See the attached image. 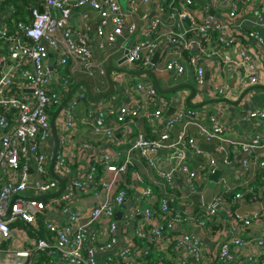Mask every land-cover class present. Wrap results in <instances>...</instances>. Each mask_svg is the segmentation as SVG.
<instances>
[{"label":"built area","instance_id":"2783aa9c","mask_svg":"<svg viewBox=\"0 0 264 264\" xmlns=\"http://www.w3.org/2000/svg\"><path fill=\"white\" fill-rule=\"evenodd\" d=\"M244 1L253 4L250 16L241 18L232 1L226 6L225 22L192 15L189 7L193 0H158L155 14L144 26L138 23L146 18L140 10L149 0H128L126 8L119 0H37L28 6L30 19L14 21L11 27L0 14V40L7 46L6 52L0 51V264H34L41 253L50 257L48 264H53L54 258L59 264H149L154 253L159 262L154 259L153 264H165V253L171 246L197 264L209 262L196 229L210 231L207 222L217 218L220 207L232 212L233 203L227 201L226 194L244 187L231 200H246L247 192L252 191L249 180L264 173L263 154L257 153L264 149V102L240 112L241 120L252 131L247 137H236L233 125L224 120L225 103L190 108L185 103L187 89L175 92V97L162 95L151 81L138 79L127 84L133 78L113 72L114 83L122 88L127 102L116 110L89 105L77 115L78 99L86 98L75 95L65 104L63 117L57 118L63 119L57 125L60 146L54 171L66 178L63 191L44 200L16 196L35 197L59 189L49 170L50 116L60 103V95H66L72 86L63 73L54 70V76L50 75L46 66L49 53L55 56V65L67 69V77L83 74L92 79L93 94L107 89L104 64L94 58L88 46V27L82 32L72 28L73 9L88 6L98 15L95 37L100 51L118 38L125 42L135 39L122 48L127 52L121 67L151 68L156 74L171 73L178 79L186 71L182 60L185 52L194 75L195 97L200 96L193 99L197 103L211 98L236 100L247 87L262 85L258 60L264 58V0ZM243 38L254 40V54L243 46ZM165 43L174 49L164 53L160 49ZM156 51L163 60L153 64ZM207 62L217 69L211 82L205 78ZM203 96L208 98L202 100ZM173 104L174 111L165 116ZM108 118L115 123L109 125ZM139 121L156 135L148 137L138 127ZM78 122L99 138L115 141L117 134L123 136L119 141L126 146L123 156L120 151L113 157L100 153L76 164L79 151L95 152V144L78 135ZM197 139L213 143L223 164L232 166L239 156L238 171L231 178L221 176L209 204L188 212L177 209L176 200L203 193L217 163ZM135 160H143L142 165L127 181L125 176ZM165 164L170 165L169 171ZM100 166L104 168L101 176ZM137 184L142 185L141 193L131 203L127 188ZM154 184L168 190L159 194L153 191ZM97 185L104 191L103 198L85 210L78 199ZM118 211H122L119 220L115 217ZM254 224H264V210L234 217L230 237L218 244L219 264H264V237L243 235ZM41 231L47 237L40 236ZM121 232L132 245L118 246ZM171 264L189 263L186 257H177Z\"/></svg>","mask_w":264,"mask_h":264},{"label":"crops","instance_id":"0c3cea01","mask_svg":"<svg viewBox=\"0 0 264 264\" xmlns=\"http://www.w3.org/2000/svg\"><path fill=\"white\" fill-rule=\"evenodd\" d=\"M35 1L37 3V0H35ZM232 1H234L235 4L238 6V11L240 13L241 18L250 16V14L252 13V10H253V4L247 3L244 0H193V5L189 7V11L192 15L196 16L197 18H202L204 16H212L217 20L225 22V21H227V8H226V6L229 3H232ZM127 2H128V0H119V3L121 4V6L123 8L127 7ZM157 3H158V0H149V2L147 4H145L144 6L141 7L140 12H141V14L145 13L146 18L143 20L139 19V22H138L139 25H141V26L146 25L147 20H149L151 18V16H153L155 14V6ZM7 7L10 8L11 6H7ZM9 8H6L5 12L1 13L2 14L1 16H2V20L6 21L9 24V26L11 27L14 24L13 22L15 20H12V22L10 21L9 16L12 12H11V9H9ZM83 14H86V16H84ZM98 20H99V17L96 14V12L93 11L88 6H83L80 8L73 9V11L71 13V17H70V23H71L72 28L74 30L82 32V31H84V29L86 27H88V33L90 35V41L88 42V46L91 49L94 58L96 60L103 62V64L105 65V64H107L108 56L116 55V54L120 53L121 50H123L122 48H125L126 46L133 44L135 42L134 41L135 39L131 38L125 42L122 38H118L117 42L114 45L109 46L105 51H100L98 48V45H97L96 37H95V26L97 25ZM136 21H138V17L136 18ZM249 27H251L250 24H249ZM260 29L262 30L263 27H261ZM231 31L233 32L232 28H231ZM262 32L264 34V29ZM242 41L244 43L243 46L248 48L249 51L252 54H254V40H245L243 38ZM120 47H121V49H120ZM235 48H237L236 45H235ZM235 48H233V53L235 51ZM171 49H174V46L170 43H165L161 47L160 50H162L165 53L166 51H170ZM117 60H118L117 58H112V62L114 65H116ZM162 60H163V56L159 57L158 62L161 63ZM182 60L186 66V71L183 74V76H181L180 78L174 79L171 73H164V72L157 73L158 79H159V81L163 87H170V86H174L177 84H190V85L195 86L193 71L186 62V53L185 52H183ZM258 64H259V66H261V68L263 70V72H262V77H263L262 78V81H263L262 85H264V58L261 60H258ZM205 65H207L206 66L207 68L205 70V78L208 82H211V80L213 78H215V76L217 74V69L214 68L210 62H207ZM208 67L211 68L212 70H210ZM112 74L114 76V73H112ZM130 77L134 78L132 76H130ZM134 79L138 80V79H143V78L138 77V78H134ZM79 80H86V79L83 77V75L79 74L77 81H79ZM88 80L92 81V79H88ZM171 81H173V82H171ZM174 81H175V83H174ZM115 87L117 89V92L114 94V96L107 97V99H105L101 103H98V104L92 103L91 104V102L89 103L88 101L86 103L83 102V105L81 107H79V110L77 111V115H82L83 112L85 111V109L89 105L92 107L93 106L107 107L106 104H109V106H108L109 108L111 107L112 109L116 110V108H118L122 102H127L126 97L122 96V91H121L122 88L119 86L118 83H115ZM258 91L261 92V91H264V89H256V90H251V91L247 92V94L243 97L242 103L238 107H231V106L223 104L224 105L223 110H225V108H228L227 113H223L224 120L226 122H228L229 124L233 125L236 137H247L248 135H250V133L252 131L251 128L247 127V125H245L244 122L241 120L240 112H242V110L252 109L255 106H257L259 103H262V102L257 100V96L260 94V92L258 94ZM176 95L177 94L174 93V94H170L169 96L175 97ZM197 97L200 98V96L194 97L195 101L198 100ZM206 98H208V97L203 96L202 100L206 99ZM112 100H115V103H112ZM213 106L215 107L216 104L211 105V107H213ZM62 117H63V115H62ZM62 119L63 118L57 119L56 125H59L62 122ZM107 123L109 125H112L115 122L112 118H108ZM138 127L141 128L144 132L146 131L144 128L145 126L141 121L138 122ZM77 133L79 136L86 137L92 143L95 144V147H94L95 152L90 151V150H87V151L83 150L81 152L79 151L77 153V156L75 157V160L77 162L76 164L82 165V163L91 159L92 156H94V155L97 156L100 153H108L109 156L113 157L115 155L114 152L119 153V151H120L122 153V155H121V157H122L126 151L125 150V148H126L125 144L122 145L119 143V141L123 138V136H121L119 134L116 135L117 138L115 141H113L111 139H106V138H99L97 136L92 135L91 132L88 130V128L84 127L80 122L77 123ZM152 134L156 135L154 132H152ZM52 143L53 142H51L50 144L48 143L47 147L50 148L52 146ZM49 148H47V151L49 150ZM99 151H101V152H99ZM260 154L264 155V150L261 151ZM134 155H136V154H134ZM238 160H239V156L238 157L236 156L235 162L233 163L234 168L225 170L222 173V175L224 177L231 178L233 173L238 171ZM103 173H104V168L102 166H100L98 175L101 176ZM149 174L151 176H154V172H149ZM261 177L264 180V174ZM141 187H142V185L137 184L135 186V188H131L132 189L131 195H130V197L128 196V200H130L129 202L132 203V200H138L139 195L141 193V189H142ZM96 193H97V195H96ZM103 195H104L103 189L99 185H97L93 191L86 193V194H81V198H79L78 200H80L81 207L84 208L85 210H87L93 204H95L99 199L103 198ZM178 201H179V207L182 209H187V208L191 207V209L193 210L196 207L195 205L192 204L190 198L188 200H178ZM131 203L129 205H131ZM122 208H124V206ZM119 212H120V215L118 218H116L118 220L120 219V217L122 215V211H119ZM234 216L237 217L235 215V213L233 215L231 210H229L225 207H220L217 218H215L214 221L207 222V227H210V231H208V230L201 231V230L196 229L197 234H199L200 239L203 241V243L205 244V246L207 248V252H208V256H209V262L207 264H219L216 260V253H217L218 244L222 238H229L230 237V229H231V226L233 224ZM57 219L59 221H62V217L61 218L58 217ZM139 219H141V216H139ZM243 235L244 236H250V237H255V236L264 237V224H254L253 227L250 230H248V233L247 234L245 233ZM44 236L47 237L46 233ZM126 237H128V236L124 235L121 232V235L119 237V244H118V246L120 248L125 246L126 244L132 245V241L127 240ZM138 245L140 247L143 246V244H140V243ZM177 257H182V258L186 257V260L189 264H197L190 257L186 256L182 250L181 251L176 250V249H174L173 246H171L170 249L167 250V252L165 253V261L164 262H165V264H171L172 259L174 261L177 259ZM153 258L159 262L156 253L153 254Z\"/></svg>","mask_w":264,"mask_h":264},{"label":"water","instance_id":"95a60500","mask_svg":"<svg viewBox=\"0 0 264 264\" xmlns=\"http://www.w3.org/2000/svg\"><path fill=\"white\" fill-rule=\"evenodd\" d=\"M39 11H42V5L38 6ZM211 14V13H210ZM127 52V50H123L122 52L116 54V55H111L108 56L107 59V64L104 65V70H105V80L107 83V90L100 94H93L92 89H91V84L88 80H79L77 81L71 89L67 92L66 95L61 94L60 95V103L57 105V107L53 110L50 116V127H51V134H52V146L48 150V155H49V170L51 175L58 181L59 183V189L53 193L50 194H43V195H38V196H25L22 194H18L16 197H21L24 199H37V200H44L47 198L51 197H56L58 196L64 189L65 186V177H59L55 171H54V164H55V159H56V153L57 150L60 146V139H59V130L60 128L57 127L56 121L57 118L62 114L63 115V108L67 101L75 95H84L86 100L88 102L98 104L103 102L107 97L109 96H114V94L117 92V89L115 87L114 80L112 78V73L113 72H122L125 73L129 76H137V77H142L146 81H151L157 91L162 94V95H169L173 94L181 89H187L189 91V94L185 98V103L187 107L190 108H201L203 106L211 105L214 103H225L228 106L231 107H238L240 106L243 97L247 94V92L251 90H256V89H264V85H253L250 87H247L245 90L241 92V94L238 96L236 100H229L228 98H211L207 100H203L201 102H193V99L196 95V88L193 85L190 84H178L170 87H163L158 79L157 74L152 70L151 68H145V69H140L136 70L133 66H129L128 68L121 67L119 66L123 61L126 59L124 54ZM159 54L160 51H156L153 55L152 58V63L156 64L158 59H159ZM112 58H117V63L116 65L113 64ZM55 62L56 58L52 53H49L48 59H47V69L50 72L51 76H54V70H55ZM127 101V98H126ZM112 103H115V100H112ZM108 107L109 104H106ZM175 109V104L171 105L170 108L165 112V116H169ZM227 109L225 108L224 113H227ZM120 135V134H119ZM197 142L200 147H202L204 150L212 153L214 158L217 159V163L215 165L214 171L210 174L209 176V183L204 190L203 193L201 194H193L191 195L190 199L193 205L196 207L207 205L212 201L213 198V192L215 189V186L219 179L222 176V173L227 170V169H232L234 166L232 165H226L223 164L219 160V155L214 151L215 145L213 143H206L203 141H200L197 139ZM165 170L169 171L170 170V165L165 164ZM32 172V168L29 169V173ZM31 181V176L29 177V182ZM188 212H190L192 209L191 207L186 209ZM264 210V193L261 196L260 199L255 200L253 202H247L245 200L241 201L237 208L235 209L234 213L237 217H243V216H249L253 213H258ZM9 213V211H8ZM120 215V212H116V218H118ZM6 217V216H5ZM186 255V253H184Z\"/></svg>","mask_w":264,"mask_h":264},{"label":"trees","instance_id":"16d2710c","mask_svg":"<svg viewBox=\"0 0 264 264\" xmlns=\"http://www.w3.org/2000/svg\"><path fill=\"white\" fill-rule=\"evenodd\" d=\"M35 3H36L35 0H2L0 2V14L5 12L6 8H9L7 6H11L9 8V9L13 10V12L9 16L11 22H12V20H15V21H19V20L28 21L30 19L28 6L29 5H35ZM0 47H1L0 51L6 52L7 46L2 40H0ZM55 72L61 73V74L63 73V75H65V78L68 79V81H69L71 86H73L77 82L78 75H79V74H75V75H73L71 77H67L66 76V75H68L67 69L63 70V69L60 68L59 65H55ZM81 75H83V74H81ZM83 77L86 80L89 79L86 75H83ZM88 81L91 83V80H88ZM84 103H86V101ZM143 124H144V126H145L144 128L146 130L145 134L148 137H154L155 135L152 134V131H151L150 127L147 124H145V123H143ZM263 150L264 149L259 150L257 153L260 154V152L263 151ZM262 157L264 158V155ZM142 161L143 160H141V162H138V160H135L134 161V165L129 167V170H128L126 176H125L127 181H130L131 173L134 171V169H138V168L141 167ZM98 174H99V168H98ZM263 174L264 173H262V175ZM262 175L261 174H256L253 178H251L249 180L248 186H249V189H252V191L247 192V197H246L245 201L253 202L255 200L260 199L261 196L263 195V193H264V180L261 177ZM165 189H167V188L166 187L164 188L161 185H155L154 184L153 191H155V192H157L159 194H162ZM243 189H244V187L236 188L235 190H232V191H230V192H228L226 194L227 200L233 203V206H231L233 215H234V210L237 208L239 203H234L233 200H231V198L234 196V194L237 191H243ZM131 192H132V189L131 188H127V195L129 197L131 195ZM176 201L178 202L177 209H180L179 201L178 200H176ZM194 209H199V207H195ZM44 235H45V232L41 231L40 232V236L43 237ZM49 260H50L49 256L45 255V253H41V254H39V256H38V258H37V260L35 261L34 264H48ZM153 263H154V258L152 259V262L149 263V264H153ZM53 264H59V263H56L55 258L53 259Z\"/></svg>","mask_w":264,"mask_h":264},{"label":"rangeland","instance_id":"374dc122","mask_svg":"<svg viewBox=\"0 0 264 264\" xmlns=\"http://www.w3.org/2000/svg\"><path fill=\"white\" fill-rule=\"evenodd\" d=\"M0 48H1V47H0ZM132 77H134V78H138L137 76H132ZM134 78H133V80H132L131 82H130V81H126V83H127V84H129V83H132V84H133L134 81L136 80V79H134ZM171 82H173V81H171ZM174 83H175V81H174ZM177 85H178V84H177ZM259 92H260V91H258V94H259ZM257 100L260 101V102H264V91H261V92H260V94L257 96ZM85 101L87 102L86 99L79 98V99H78V108L81 107V106L83 105V102H85Z\"/></svg>","mask_w":264,"mask_h":264}]
</instances>
